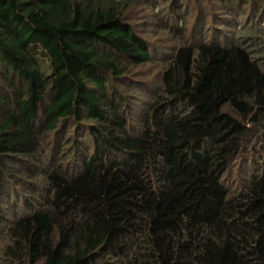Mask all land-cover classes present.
Returning <instances> with one entry per match:
<instances>
[{
    "label": "trees",
    "instance_id": "1",
    "mask_svg": "<svg viewBox=\"0 0 264 264\" xmlns=\"http://www.w3.org/2000/svg\"><path fill=\"white\" fill-rule=\"evenodd\" d=\"M0 264H264V0H0Z\"/></svg>",
    "mask_w": 264,
    "mask_h": 264
},
{
    "label": "rangeland",
    "instance_id": "2",
    "mask_svg": "<svg viewBox=\"0 0 264 264\" xmlns=\"http://www.w3.org/2000/svg\"><path fill=\"white\" fill-rule=\"evenodd\" d=\"M162 36V38H163V40L165 41V40H167V39H165L164 38V36L163 35H161ZM43 56V53H42V51H40V50H37V59H38V61L41 63V66H42V68L43 69H45V64H46V58ZM42 59H45V60H42ZM152 75V74H151ZM231 180H232V176H231ZM234 180V179H233Z\"/></svg>",
    "mask_w": 264,
    "mask_h": 264
}]
</instances>
